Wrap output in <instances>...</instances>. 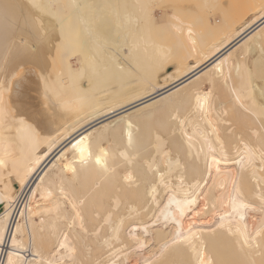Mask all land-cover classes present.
Instances as JSON below:
<instances>
[{
	"label": "bare ground",
	"instance_id": "6f19581e",
	"mask_svg": "<svg viewBox=\"0 0 264 264\" xmlns=\"http://www.w3.org/2000/svg\"><path fill=\"white\" fill-rule=\"evenodd\" d=\"M168 1L0 0V264H261L264 0Z\"/></svg>",
	"mask_w": 264,
	"mask_h": 264
},
{
	"label": "snow or ice",
	"instance_id": "6c2138e0",
	"mask_svg": "<svg viewBox=\"0 0 264 264\" xmlns=\"http://www.w3.org/2000/svg\"><path fill=\"white\" fill-rule=\"evenodd\" d=\"M34 6H38L35 3V0H34ZM257 83L261 84V87L259 88V96L256 95V91H257L256 84ZM241 92L244 95L245 101L248 103V107L245 109V111L250 112L252 115H256L258 111L261 116H264V67H261L259 70H255L252 67H247L245 69V78L243 79ZM241 106L243 107V105ZM201 107H203V104H201ZM3 114H4L3 99H2V93H0V115H3ZM260 127H261V130L264 131V120L261 121ZM84 139L86 138H82L81 141L77 142V144L83 143ZM129 142H131V133H129ZM73 147H76V145H74ZM96 163L97 164L101 163V160L99 157H97ZM176 163H177L178 168L184 167V165L181 163L179 159H177ZM213 163L219 164L220 160H216L214 157ZM209 169H211V165H209ZM216 171L217 173H219L220 168L218 167ZM126 179L131 180L132 178L129 176V177H126ZM233 189L235 190L236 194L233 196L232 193H230V202L235 204V201L239 199L240 197L239 189L236 188L235 182L233 183ZM177 203L179 205V202ZM186 203L190 205V204L195 203V200L186 201ZM239 206L241 208H245L248 205L241 203ZM183 213H184V210L181 209V215H183ZM177 224L179 225V221H177ZM192 227L193 225L189 224L188 226L189 232H191ZM180 235H183V233H180ZM257 235H260V233H257ZM65 241H66V238L64 241H57V244L53 245L51 249L52 256H56L59 253H61L62 250H65L66 248H68ZM244 242L245 244H248L249 239L245 237ZM140 247H144V245L141 244ZM68 251H70L73 254L72 258L74 260L75 253L77 251L76 248L75 247L68 248ZM9 264H11V260L9 261ZM50 264H55V262L50 261ZM201 264H205V261L203 259H201ZM207 264H211V261H208Z\"/></svg>",
	"mask_w": 264,
	"mask_h": 264
},
{
	"label": "rangeland",
	"instance_id": "374dc122",
	"mask_svg": "<svg viewBox=\"0 0 264 264\" xmlns=\"http://www.w3.org/2000/svg\"><path fill=\"white\" fill-rule=\"evenodd\" d=\"M170 1H171V0H170ZM170 1H168V3H169ZM175 1H176V0H175ZM178 1H180V0H178ZM196 1H197V0H196ZM166 2H167V1H165L164 3H166ZM226 2H227L226 0H225V1H222V2L219 1V4L222 3V4H220V5H221V7L224 8V5H227ZM232 2H233V5H234V6L232 7L233 10H230V11H232V13H233L232 15H233V16H231V12H230L229 14H230L231 18L234 19V22H235V23H238V21L240 20V18L243 17V16H242V15H243V5H242V0H233V1H231V3H230L231 5H232ZM164 3H163V4H164ZM168 3H167V4H168ZM170 3H174V2L172 1V2H170ZM180 3H181V2H180ZM194 3H195V1L193 2V0H185L184 7H185L186 9L180 7V8H182V11H183L182 13H181V10H180V9L178 10V9H175V8L173 7V9H175V10H172V9L169 8L170 6H169V7H166V6H168V5H166V6H165V9H163V10H165V11H167V12L176 11V12L180 13L182 16H183V14H184V10H185V11L188 12L189 17H190V15H191V17H190L191 20H192L193 22L197 23V17H199V16L203 17L204 15L202 16V15H200V13L198 12V10L196 11V9H195V4H194ZM223 3H224V4H223ZM174 4H175V3H174ZM178 4H179V3H178ZM182 4H183V2H182ZM182 4H181V5H182ZM189 4H190V6H188ZM175 5H176V4H175ZM179 5H180V4H179ZM179 5H178V6H179ZM181 5H180V6H181ZM186 5H187L188 7H187ZM199 5H200V4H199ZM220 5H219V6H220ZM171 6H173V5H171ZM176 6H177V5H176ZM163 7H164V5L162 6V8H163ZM201 7H202V6H201ZM225 7H226V6H225ZM227 7H228V6H227ZM227 7L224 8V9H227ZM168 8H169V9H168ZM197 8H198V7H197ZM199 8H200V6H199ZM203 8H204V6H203ZM205 8H206V7H205ZM223 8H222V9H223ZM229 8H231V6H229ZM232 8H231V9H232ZM209 9H210V8H209ZM222 9H220V10H222ZM171 10H172V11H171ZM188 10H189V11H188ZM214 10H215V9H214ZM217 10H218V9H217ZM199 11H200V10H199ZM210 11H212V10H210ZM210 11L208 10L207 12L210 13ZM224 11H227V14H228V12H229L228 10H224ZM204 12H206V10H204ZM213 12H214V11H213ZM209 13H208V14L205 13V14L208 15L207 17H211V19H212V18H213V19H214V18L221 19L220 16H219V12H217L218 14H217V13L213 14V13L211 12V13H212L211 15H209ZM184 15H185V14H184ZM198 15H199V16H198ZM220 15H221V13H220ZM205 16H206V15H205ZM230 16H229V18H230ZM185 17H187V16H185ZM231 18H230V19H231ZM199 25H200V23H199ZM199 25H198V26H199ZM263 249H264V248H263ZM263 252H264V250H263ZM262 256H263V253H262ZM262 258H263V257H260V259H259V263L264 264V258H263V259H262ZM240 264H241V263H240Z\"/></svg>",
	"mask_w": 264,
	"mask_h": 264
}]
</instances>
